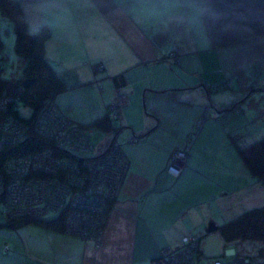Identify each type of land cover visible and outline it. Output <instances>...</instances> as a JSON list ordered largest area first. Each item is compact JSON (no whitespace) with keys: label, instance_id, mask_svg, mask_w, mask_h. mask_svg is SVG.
I'll list each match as a JSON object with an SVG mask.
<instances>
[{"label":"crops","instance_id":"obj_1","mask_svg":"<svg viewBox=\"0 0 264 264\" xmlns=\"http://www.w3.org/2000/svg\"><path fill=\"white\" fill-rule=\"evenodd\" d=\"M20 1L32 33L49 29L45 57L65 83L54 95L65 116L88 126L123 95L111 129H85L91 156L119 145L129 165L99 244L39 223L13 227L0 210V264H151L186 235L264 205V182L238 151L264 137V38L213 47L195 0ZM184 148L186 165L172 168Z\"/></svg>","mask_w":264,"mask_h":264},{"label":"built area","instance_id":"obj_2","mask_svg":"<svg viewBox=\"0 0 264 264\" xmlns=\"http://www.w3.org/2000/svg\"><path fill=\"white\" fill-rule=\"evenodd\" d=\"M93 67L97 71L103 69L101 64ZM122 99L123 95H116L115 102L108 105L109 117L117 116ZM8 105H11V111H8ZM18 109L21 108L15 97L5 93L0 96V152L22 143L26 135L23 127L29 124L32 130L53 143L34 154L6 158L5 152L0 155L5 158L0 167V195L6 199L3 216L6 219L23 216L36 219L49 212H58L65 219V233L100 240L107 216L106 201L117 197L128 168V159L121 147L110 146L103 160L84 156L92 150L87 130L67 119L52 97L40 105L33 117L31 112L26 121L14 115ZM65 150H73L79 160L59 155ZM119 156L124 160L121 167ZM176 156V159L170 156L173 158L170 166L181 170L186 165L185 157L180 152ZM115 160H118V166ZM30 173H40V176L35 179ZM195 238L192 234L183 237L179 250H161L158 260L152 264H193L192 254L197 247ZM212 264L264 263L256 258H247L246 262L243 256L236 255L226 260L215 259Z\"/></svg>","mask_w":264,"mask_h":264},{"label":"trees","instance_id":"obj_3","mask_svg":"<svg viewBox=\"0 0 264 264\" xmlns=\"http://www.w3.org/2000/svg\"><path fill=\"white\" fill-rule=\"evenodd\" d=\"M195 1L198 5L202 6L201 20L213 47L230 46L264 38V0ZM0 16L10 20L13 24L15 33L14 50L19 57L16 65L19 69V78L8 80L2 79L0 76V96L5 93L6 95L15 97V102L20 105L21 110L30 109L29 111L32 112L31 117H33L42 103L49 101L51 97L55 103L54 95L65 89L64 81L52 70L45 57V44L50 37V32L47 27H42L36 33L30 31L20 0H0ZM2 48L3 43L0 35V51ZM112 80L117 84H122L124 83V76L121 73L115 75ZM24 81H28L26 82L27 86L24 85ZM55 105L57 106L56 103ZM7 107L8 111H11V105ZM57 108L59 109L58 106ZM59 111L63 114L60 109ZM13 113H15L14 115L18 119L26 121V117L21 112L16 111ZM65 117L71 120L67 116ZM28 122L30 121L28 120ZM74 123L88 128L93 126L103 131L111 129L112 125L111 117L108 115V105L103 117L97 119L92 124L85 126L77 122ZM86 136L88 138V132H86ZM29 137L23 143L4 148L0 152V155L4 152L5 158L26 155L36 151L37 148L41 147L42 149L52 146L53 143L52 141L43 140L42 136L34 132ZM131 140L130 143H133ZM120 147L126 159H128L125 150L122 146ZM238 151L243 164L251 176L256 180L264 182V137L243 147H239ZM59 155L67 156L65 152H61ZM114 199L106 201L107 216ZM1 203L2 207H4V202ZM56 213V217L49 219H44L46 214H43L36 219L28 216L12 217L8 218L7 222L13 227H19L27 223H39L46 227L60 229L65 219L63 215L58 214V212ZM107 216L105 217V222ZM213 230L219 232L224 245L243 241L264 242V206L244 210L217 225ZM195 239L197 247L192 254V258L194 259L193 264H195V257L199 250V239L197 237ZM180 245L181 243L173 250H179ZM259 249L260 252H264V247ZM235 253L244 258L245 256L247 258H256L260 263H264V258H261L259 255L244 256L240 253Z\"/></svg>","mask_w":264,"mask_h":264},{"label":"rangeland","instance_id":"obj_4","mask_svg":"<svg viewBox=\"0 0 264 264\" xmlns=\"http://www.w3.org/2000/svg\"><path fill=\"white\" fill-rule=\"evenodd\" d=\"M0 35L3 43V48L0 51V76L2 79H8V80H11L12 78L18 79L19 69L16 65L18 63L19 57L14 50L15 33H14L13 24L10 20L3 18L1 16H0ZM29 110L27 108L22 109L21 110L22 115L24 117L29 116V114L31 113V111ZM93 131H95V133H98L97 130L93 129ZM26 140L27 138H25L22 141V143L25 142ZM43 140H49V138L44 137ZM42 149L40 147L37 148L36 150H38L39 152ZM108 149L106 150L107 152L110 151ZM105 152L97 156H91L92 154L90 153L86 155V157L89 156L88 158H93V159L100 158L101 160H103L105 157L104 155H106L107 153ZM119 160H120L119 165L121 167L122 166L121 163L124 162V160L122 159L121 156H119ZM115 162L117 163L116 166H118V160H115ZM0 210L2 211L1 202H0ZM56 216H57L56 212H50L44 216V219L54 218ZM61 228L62 229L65 228V221L62 223ZM199 238H200L199 239L200 245H199V250L195 257V264H212L215 258H221L222 260H226L230 257L234 258L237 255L235 252L240 253L244 256L259 255L261 256V258H264V252L259 251L260 250L259 248L264 247V242L261 241H243L235 244L224 245L223 240L219 232L217 231L210 232L206 235L200 234ZM245 261L247 262L246 256H245Z\"/></svg>","mask_w":264,"mask_h":264},{"label":"bare ground","instance_id":"obj_5","mask_svg":"<svg viewBox=\"0 0 264 264\" xmlns=\"http://www.w3.org/2000/svg\"><path fill=\"white\" fill-rule=\"evenodd\" d=\"M117 96L118 95H122V94H119V93H117L116 94ZM18 112H21V109H18L17 110ZM23 132L24 133H26V135H25V138H27L28 139V137L34 132V133H36L34 130H32V125H26V126H24L23 127ZM32 132V133H31ZM37 135H39V136H42L43 138H44V136L43 135H41L40 133H36ZM30 138V137H29ZM3 151V150H2ZM1 151V152H2ZM38 150H36V151H34V152H31V153H28V154H34V153H36ZM62 152H65L66 154H67V157L69 158V159H71V160H74V161H78L79 159H78V157L75 155V152L73 151V150H65V151H62ZM177 152H180V153H182L183 155H184V157H185V164H186V158H187V156H188V149L187 148H184V149H175V150H173L172 151V153H171V155H173L174 156V158L176 159V158H178L176 155H177ZM3 155H4V153H2ZM89 154V152L87 153V154H85L84 156H86V155H88ZM2 155V157L0 158V167L3 165V163H4V160H5V158H4V156ZM89 157V156H88ZM171 160L173 159L172 157L170 158ZM183 168V167H182ZM30 176L31 177H33V178H38L39 176H40V173H37V174H33V173H30ZM0 201L1 202H4V204H5V201H6V199L3 197V196H1L0 195ZM24 204V203H23ZM24 205H26V204H24ZM42 216V215H41ZM40 216V217H41ZM39 218V217H38ZM91 241H93V242H95L96 244H99V242H100V240H98V241H95V240H91ZM160 254H161V252H160ZM160 256V255H159ZM159 258V257H158ZM158 259L156 258L154 261H152V263H155L156 261H157ZM151 263V264H152ZM165 264H167V263H165Z\"/></svg>","mask_w":264,"mask_h":264},{"label":"clouds","instance_id":"obj_6","mask_svg":"<svg viewBox=\"0 0 264 264\" xmlns=\"http://www.w3.org/2000/svg\"><path fill=\"white\" fill-rule=\"evenodd\" d=\"M189 7H192L194 9H196V10H200L202 6L201 5H197V4H190Z\"/></svg>","mask_w":264,"mask_h":264},{"label":"water","instance_id":"obj_7","mask_svg":"<svg viewBox=\"0 0 264 264\" xmlns=\"http://www.w3.org/2000/svg\"><path fill=\"white\" fill-rule=\"evenodd\" d=\"M26 82H28V81H24V85H25V86H27V83H26Z\"/></svg>","mask_w":264,"mask_h":264}]
</instances>
